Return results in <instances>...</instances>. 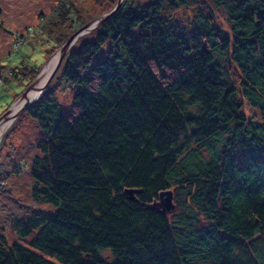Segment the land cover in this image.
<instances>
[{
  "label": "trees",
  "instance_id": "obj_1",
  "mask_svg": "<svg viewBox=\"0 0 264 264\" xmlns=\"http://www.w3.org/2000/svg\"><path fill=\"white\" fill-rule=\"evenodd\" d=\"M135 1L64 59L71 109L46 92L26 110L42 136L32 194L53 212L14 224L27 245L0 234V264H264L255 246L264 244V0L228 5L231 32L202 15L190 34L165 15L167 0ZM60 7L63 26H84ZM71 33L55 38L59 48ZM27 60L8 71L25 88L41 69ZM9 82L0 77V87ZM176 189L193 191L185 213L154 208ZM203 220L208 228H198Z\"/></svg>",
  "mask_w": 264,
  "mask_h": 264
},
{
  "label": "rangeland",
  "instance_id": "obj_2",
  "mask_svg": "<svg viewBox=\"0 0 264 264\" xmlns=\"http://www.w3.org/2000/svg\"><path fill=\"white\" fill-rule=\"evenodd\" d=\"M151 1L136 0L130 4L137 6ZM172 1L167 0L165 15L171 16L180 30H185L189 34L194 32L201 21L200 16L204 15L212 17L214 23L221 29L231 32L232 26L227 6L234 0H189L185 7L170 9L168 7ZM117 2L118 0H0V23L2 24L0 26V77L10 80L9 83L0 87V117L10 110L12 106L8 110L6 109L13 99L16 100V95L25 93L33 84L25 88V80L19 82L12 80L8 71L14 70L13 66L27 57L32 65L37 68L41 66L39 70L41 73L51 57L61 49L55 38L64 36L68 38V35L73 31L60 23L61 18L58 16L60 6H72L81 14V19L86 24L111 12ZM75 31L72 33L74 34ZM97 32L98 29L82 35L71 50L87 40L94 39ZM20 41L26 42L27 45L19 52L11 68L7 64L8 58L14 53L15 47L21 45ZM220 59L232 84L239 87L241 77L230 59L226 57L223 59L220 57ZM60 68L61 66L52 77L44 94L50 92L62 109L68 112L73 104V92L63 80ZM27 74L28 70L22 69L19 70L18 75L27 79ZM20 98L21 96L17 100ZM195 111L197 112V109L192 108V112ZM243 112L248 118H253L254 113L246 103ZM41 139L37 123L26 113L20 115L2 137L0 145V180L2 185L0 186L2 188L0 191V234L6 237L9 245H27L28 241L21 240L15 229L14 224L18 220L25 219L37 212L45 215H50L53 212L50 205L36 201L32 194L35 181L31 176V166L33 159L39 155L37 144ZM197 147L194 144L193 148ZM201 153L204 157H208L205 150H201ZM192 193L193 191L189 189L185 191L173 190V202L176 205L175 215L186 212L187 206L191 205L189 202ZM202 222L198 228H208L209 223L206 220ZM260 240H262L260 237L256 238L255 246L256 249L263 250L264 246L262 247V245L264 244Z\"/></svg>",
  "mask_w": 264,
  "mask_h": 264
},
{
  "label": "water",
  "instance_id": "obj_3",
  "mask_svg": "<svg viewBox=\"0 0 264 264\" xmlns=\"http://www.w3.org/2000/svg\"><path fill=\"white\" fill-rule=\"evenodd\" d=\"M126 0H118L115 8L108 14L101 16L91 22L86 23L82 26L77 32H75L61 47V49L55 53L47 65L42 69L41 73L33 84L25 91L20 99L13 104V106L0 117V145L2 142V137L7 131L10 125L16 121L20 115L26 112V110L35 102H37L44 94L46 87L49 85L52 77L56 74L59 67L61 66L64 58L69 53L77 39L82 35H85L93 30L100 28L103 24L108 22L111 18L116 16L121 9L124 7ZM127 194L131 200H134L133 195L134 191H127ZM174 196L173 192H163L160 195V201L154 204V208L160 210L161 213H173L176 209V206L173 202Z\"/></svg>",
  "mask_w": 264,
  "mask_h": 264
}]
</instances>
